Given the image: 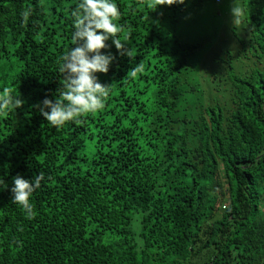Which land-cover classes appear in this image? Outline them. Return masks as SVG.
Returning a JSON list of instances; mask_svg holds the SVG:
<instances>
[{
  "label": "trees",
  "instance_id": "obj_1",
  "mask_svg": "<svg viewBox=\"0 0 264 264\" xmlns=\"http://www.w3.org/2000/svg\"><path fill=\"white\" fill-rule=\"evenodd\" d=\"M204 1L115 0L133 55L98 74L103 109L54 127L34 106L64 90L80 0H0V92L25 101L0 112V264H264V0H241L251 63L180 114L177 23ZM39 172L30 219L10 189Z\"/></svg>",
  "mask_w": 264,
  "mask_h": 264
},
{
  "label": "clouds",
  "instance_id": "obj_2",
  "mask_svg": "<svg viewBox=\"0 0 264 264\" xmlns=\"http://www.w3.org/2000/svg\"><path fill=\"white\" fill-rule=\"evenodd\" d=\"M185 0H153L152 7L183 4ZM235 15L239 8L232 9ZM71 15L74 17L75 47L66 51L61 59L60 72L63 73L64 90L59 98L47 96L37 105L40 114L54 127H63L69 121H75L86 113L99 111L105 106V99L110 92V85L101 82L98 74L107 75L117 56L131 58L133 55L126 42L118 34L122 26L117 23L120 10L115 0H80ZM28 13H24L25 20ZM111 40V44L109 41ZM112 45L116 54L111 52ZM144 70L143 63L130 70L136 76ZM13 89L5 88L0 92V112L22 108L24 100L19 94L13 95ZM44 174L39 172L31 180L20 174L13 177L12 202L19 204L26 211L28 218H34L35 212L30 202L33 192L40 187Z\"/></svg>",
  "mask_w": 264,
  "mask_h": 264
},
{
  "label": "rangeland",
  "instance_id": "obj_3",
  "mask_svg": "<svg viewBox=\"0 0 264 264\" xmlns=\"http://www.w3.org/2000/svg\"><path fill=\"white\" fill-rule=\"evenodd\" d=\"M234 8L240 9L238 16L232 12ZM244 20L241 0H205L183 12L176 35L182 43L197 47L187 57V70L177 94L180 114L183 110L194 111L199 105L221 103L223 72L231 68L241 73L251 63L247 53L248 26Z\"/></svg>",
  "mask_w": 264,
  "mask_h": 264
}]
</instances>
